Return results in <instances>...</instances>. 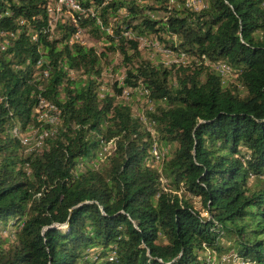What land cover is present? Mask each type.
Segmentation results:
<instances>
[{
	"label": "trees",
	"instance_id": "1",
	"mask_svg": "<svg viewBox=\"0 0 264 264\" xmlns=\"http://www.w3.org/2000/svg\"><path fill=\"white\" fill-rule=\"evenodd\" d=\"M52 1L0 0V264H264V0H74L54 27Z\"/></svg>",
	"mask_w": 264,
	"mask_h": 264
},
{
	"label": "built area",
	"instance_id": "2",
	"mask_svg": "<svg viewBox=\"0 0 264 264\" xmlns=\"http://www.w3.org/2000/svg\"><path fill=\"white\" fill-rule=\"evenodd\" d=\"M177 0H169L170 5H174ZM184 5L187 7H190L194 10H199L205 6L203 3V0H182ZM80 10V6L77 2L74 0H53L52 3L48 7V12L50 13L52 19L53 16L59 13H62L64 11H67L68 13L73 11ZM82 31H77L73 37V40H78L80 38V33ZM125 35L128 39H132L133 35L130 32H125ZM139 43L141 46L147 45L149 42L144 37L138 38ZM157 46L158 49H160L164 54L169 55L170 50L166 48H162L159 45ZM185 55L183 53L180 54V57H176L174 62H185ZM226 71V70H224ZM129 90L125 89L122 93V95H128ZM146 107H149L151 109V106L144 105L141 108L140 112V119L146 124L147 129L151 132L152 135H154V129H153V121H150L146 118L145 115V109ZM33 111L37 113V117L39 121H43L46 124H49V128H44L42 130H33L30 137L23 136L22 133L19 131V129L15 128L13 130L14 134L17 135L19 138H21V141L23 144H26L27 146H38L43 138L46 136L53 135L56 132V127L60 120V110L56 104L53 102H49L46 100H41L37 106L34 107ZM112 146V141L109 140L107 142H104L101 144V146L96 150L95 156L92 159L93 166L97 167L98 164L101 162V160L104 159L106 154L109 152L110 148ZM31 147H28L27 150H30ZM167 147H159L157 143H153L152 149H151V156L153 160V164L155 166H159L161 161L164 159V156L167 152ZM112 259V257L110 258ZM208 264H220V263H227V264H258L255 261H251L248 259H243L240 256H238L234 251L223 253L220 256V260L217 261L216 259L208 258L207 259ZM263 264V263H262Z\"/></svg>",
	"mask_w": 264,
	"mask_h": 264
},
{
	"label": "rangeland",
	"instance_id": "3",
	"mask_svg": "<svg viewBox=\"0 0 264 264\" xmlns=\"http://www.w3.org/2000/svg\"><path fill=\"white\" fill-rule=\"evenodd\" d=\"M70 15V13H68L67 11H64L62 13H59V14H56L53 16V19H52V27L55 26V22L60 19V18H64V17H68ZM78 41L80 42H84V43H88V42H92L94 41L92 38H90L89 36H87L83 31L80 33V38L78 39ZM95 44H98V41L95 43ZM113 55L112 54H109V58H112ZM144 58L146 59H151L153 62H156V61H164V62H169L171 60H174L176 57L173 55V54H169V55H166L164 54V52H162L160 49H158L157 47H153V49L151 50H148V51H145L144 52ZM77 73H72L70 74L72 77H74ZM101 77L102 79L105 81V82H111L113 80H115L116 78L119 77V75L117 73H114V72H110L109 70H103L102 74H101ZM130 91V89H129ZM122 98L126 99V100H130L131 97L128 95H122ZM144 105L140 103V105H135L134 106V112L136 113V115L141 112V108L143 107ZM146 125V124H145ZM23 136H27V132L25 133H22ZM169 147V145H168ZM172 150H173V146L171 147ZM195 202H197V207L200 206L199 204V201L198 199H195ZM6 232L8 233V229L6 230Z\"/></svg>",
	"mask_w": 264,
	"mask_h": 264
}]
</instances>
